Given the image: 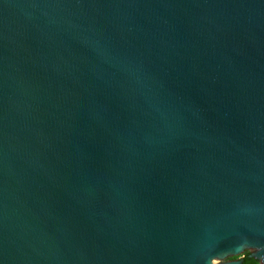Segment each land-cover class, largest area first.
I'll return each mask as SVG.
<instances>
[{
  "label": "water",
  "instance_id": "water-1",
  "mask_svg": "<svg viewBox=\"0 0 264 264\" xmlns=\"http://www.w3.org/2000/svg\"><path fill=\"white\" fill-rule=\"evenodd\" d=\"M264 264V0H0V264Z\"/></svg>",
  "mask_w": 264,
  "mask_h": 264
},
{
  "label": "trees",
  "instance_id": "trees-1",
  "mask_svg": "<svg viewBox=\"0 0 264 264\" xmlns=\"http://www.w3.org/2000/svg\"><path fill=\"white\" fill-rule=\"evenodd\" d=\"M247 253H244L243 257H242V263L241 264H256V261L248 258L246 256Z\"/></svg>",
  "mask_w": 264,
  "mask_h": 264
},
{
  "label": "rangeland",
  "instance_id": "rangeland-1",
  "mask_svg": "<svg viewBox=\"0 0 264 264\" xmlns=\"http://www.w3.org/2000/svg\"><path fill=\"white\" fill-rule=\"evenodd\" d=\"M244 253H247V251H242L241 253L235 255L233 258H242ZM257 264V263H256Z\"/></svg>",
  "mask_w": 264,
  "mask_h": 264
}]
</instances>
